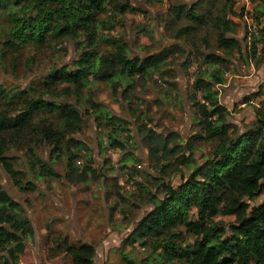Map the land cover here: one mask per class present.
Segmentation results:
<instances>
[{
	"label": "trees",
	"instance_id": "obj_1",
	"mask_svg": "<svg viewBox=\"0 0 264 264\" xmlns=\"http://www.w3.org/2000/svg\"><path fill=\"white\" fill-rule=\"evenodd\" d=\"M258 4V12L264 13L262 3ZM131 8V0H0L5 22L0 31V54H14L27 46L40 49L61 44L62 49L64 42L74 47L70 64L51 68L25 88L0 87V163L19 190L35 192L34 180L62 178L79 184L104 176L91 164L82 169L76 165L82 151L85 161L91 162L82 143L71 138L82 128L79 108L111 127L105 133L110 147L126 150L130 144L128 134L126 139H120L122 132H127L126 123L90 95L85 96L84 89L90 91L92 83L103 82L116 97L119 90L128 92L138 82L165 72L175 52L173 47L143 57L132 56L124 41L104 33L120 23L118 18ZM169 10L173 22L185 20L197 25L181 29L178 38L186 35L189 28L206 27L208 34H215L214 50L201 55L203 64L210 68L200 69L192 84L196 134L182 144L175 133L164 136L146 127L141 131L150 159L158 165L163 161L165 169L173 163L184 165L188 173L177 187L163 182L157 186L156 194L143 188L149 209L127 240L147 246V254L136 264H264V201L249 203L264 191V95L254 110L252 125L239 129L229 122V112L219 103L214 89L215 84L223 83L224 71L219 66L227 62L225 58L234 53L242 55L241 42L228 35L236 28L230 16L238 10L243 16L245 8L236 6V0H196L191 5L171 4ZM256 12L253 22L259 21ZM260 34L257 42L253 40L256 36L250 40L246 36L244 63L253 58L256 65L263 61L264 32ZM203 43H207V36ZM259 43L262 47L258 50ZM258 54L260 59L256 61ZM70 98L75 103L63 101ZM24 137L31 178L4 156L8 144L17 145ZM37 142L51 148L48 160L36 152ZM198 143L212 148L201 164L193 158L200 148ZM62 157L66 164L63 175L54 168L55 161ZM0 217L18 220L25 228L24 234L33 237V226L24 209L1 186ZM216 217L234 220L225 223ZM185 233L193 237L192 242H186ZM23 239L20 233L0 225V264H19L25 252ZM60 247L71 264H95L92 244L69 243L65 239Z\"/></svg>",
	"mask_w": 264,
	"mask_h": 264
},
{
	"label": "rangeland",
	"instance_id": "obj_2",
	"mask_svg": "<svg viewBox=\"0 0 264 264\" xmlns=\"http://www.w3.org/2000/svg\"><path fill=\"white\" fill-rule=\"evenodd\" d=\"M195 1L131 0V10L118 18L121 22L111 30H104L110 38L124 41L132 56L143 57L168 47H173L175 52L168 59L165 72L147 82H138L128 92L119 90L116 97L103 82L92 83L90 91L84 89L85 96L90 95L108 113L126 123L127 132H122L120 139H126L128 134L130 141L126 150L110 147L105 133L111 127L106 121L102 120L101 124L86 114L85 108H79L82 128L71 138L82 143L87 150L86 158L89 157L91 162L85 161V152L82 151L76 165L82 169L91 164L104 175L98 181L70 184L62 178L33 179L37 190L21 191L14 186L0 163V186L22 206L34 230L33 237L29 238L18 220L0 217V225L24 236L25 252L20 255L19 264H71L62 247L58 248L65 239L69 243L92 244L96 250L95 264H136L147 254V246L127 240L149 209L143 188L156 194L157 186L163 182L177 187L188 170L177 163L168 169L162 168L163 161L156 164L149 158L140 134L144 127L164 136L175 133L177 142L182 144L196 134L197 114L191 102L192 84L200 69L210 68L203 64L201 55L214 50L215 34H208L206 27L199 30L189 28L186 35L178 38L181 29L197 25L185 20L173 22L169 10L171 4L191 5ZM259 2L264 7V0H236V6L244 7L245 11L243 16L241 10L230 16L236 28L228 37L241 42L242 55L234 53L225 58L227 62L219 66L224 71L223 83L214 85L219 103L229 112V122L239 129L252 125L254 110L260 106L264 95V59L259 65L254 58L246 63L242 59L248 50L247 37L250 40L256 36L253 40L257 42L262 37L260 32H264V13L258 12ZM255 11L259 21L253 22ZM4 27V18L0 14V31ZM206 36L207 43L204 44ZM257 45L259 50L262 44ZM57 46L40 49L27 46L14 54L1 52L0 87L25 88L51 68L70 64L74 59L72 43L64 42L62 49L59 48L61 44ZM216 53L224 57L221 51ZM258 59L260 54L256 56V61ZM63 101L75 103L74 98ZM26 139L24 137L17 145L8 144L4 156L12 159L16 169L27 171V177L31 178ZM198 146L200 148L193 158L201 164L212 148L206 143H198ZM35 150L46 160L52 151L45 143L38 142ZM175 167L182 172L173 171ZM54 168L63 175L65 159H57ZM262 201L264 191L249 203L255 205ZM215 220L229 223L234 218L216 217ZM184 235L186 242H192L190 234Z\"/></svg>",
	"mask_w": 264,
	"mask_h": 264
}]
</instances>
